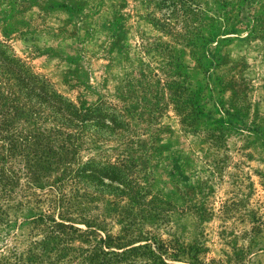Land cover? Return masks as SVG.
Returning <instances> with one entry per match:
<instances>
[{"label":"rangeland","instance_id":"374dc122","mask_svg":"<svg viewBox=\"0 0 264 264\" xmlns=\"http://www.w3.org/2000/svg\"><path fill=\"white\" fill-rule=\"evenodd\" d=\"M7 58L103 109L64 166L122 162L142 198L103 173L85 188L65 181L84 218L131 245L154 241L166 264H264V0H0V88ZM78 187L86 199L70 198ZM25 194L19 180L4 204L1 254L40 236L29 217L48 201Z\"/></svg>","mask_w":264,"mask_h":264},{"label":"trees","instance_id":"16d2710c","mask_svg":"<svg viewBox=\"0 0 264 264\" xmlns=\"http://www.w3.org/2000/svg\"><path fill=\"white\" fill-rule=\"evenodd\" d=\"M4 62L14 69V75L12 83L6 82L0 88V222H4L6 216L4 204L19 180H23L27 202L30 199L34 203L47 200L49 208L35 207L29 217L32 229L40 234L39 238L31 234L33 238L28 240L24 249L13 247L6 254L0 253V264H166L156 254L159 248L154 246V241L149 244L146 243L148 239H143L144 244L131 245L126 243L127 234L103 232L101 223L93 217L84 218V210L71 204L63 191L65 181L80 183L81 188H85L103 173L110 180L120 177L126 182L122 186L129 185L126 191L118 189L119 195L125 194L129 201L136 198L132 202L142 198L122 162L118 166H108L107 172L80 161L74 169L64 166L75 158L73 155L81 145L85 123L101 119L103 109L99 106L76 107L55 92L45 78L20 69L23 65L19 60L7 58ZM40 106L50 112L44 113ZM20 117L25 118V122L31 121V127L16 124L15 119ZM46 121L50 124L47 125ZM42 123L45 126H40ZM58 167L61 169L59 174L48 180ZM35 190L48 193L41 197ZM73 190L70 198L86 199L89 196L84 192L79 194V187ZM53 208L56 216L48 213ZM71 209H76L75 216H72ZM128 230L126 227L125 231ZM74 240L86 246L73 245Z\"/></svg>","mask_w":264,"mask_h":264}]
</instances>
